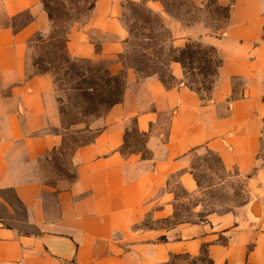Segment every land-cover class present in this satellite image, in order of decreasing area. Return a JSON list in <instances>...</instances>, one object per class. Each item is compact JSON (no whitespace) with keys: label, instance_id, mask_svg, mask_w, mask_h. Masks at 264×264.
<instances>
[{"label":"crops","instance_id":"1","mask_svg":"<svg viewBox=\"0 0 264 264\" xmlns=\"http://www.w3.org/2000/svg\"><path fill=\"white\" fill-rule=\"evenodd\" d=\"M1 1L10 18L30 17L0 27V264H208L201 256L212 264H264V0H217L230 5L217 35L201 22L175 20L158 0H95L89 19L70 29L67 51L125 72L126 87L95 138L70 155L72 171L64 174L52 162L64 142L55 130V84L28 63L33 37L51 31L49 13L43 0ZM125 1L161 14L177 49L191 39L216 48L223 62L209 95L183 83L179 62L169 67L172 87L125 67ZM132 131L142 148L124 152ZM202 151L227 170L253 173L258 219L251 202L241 216L174 222L176 187L201 192L192 163ZM181 256L194 261L174 263Z\"/></svg>","mask_w":264,"mask_h":264},{"label":"rangeland","instance_id":"2","mask_svg":"<svg viewBox=\"0 0 264 264\" xmlns=\"http://www.w3.org/2000/svg\"><path fill=\"white\" fill-rule=\"evenodd\" d=\"M93 1L94 0H49L54 21H52L50 33L44 35L46 42H38L35 39L29 43L31 47L28 62L30 71L37 72V69L33 66L37 59L42 58L44 60L45 66L50 69L48 74L52 77L55 84V93L59 108L62 107L65 110L63 115L60 114L61 126L55 130L69 135V138L76 139L78 143L89 142L95 138L103 125L105 113L99 112L101 114H95V111H90L89 113L83 112V107H85L84 100L82 101L77 92L70 88L73 86V83H75L72 75H74L76 71L81 70L85 72L88 69H93L96 64L107 63L101 61H92L93 63L75 61L69 64L71 69L68 74V66H66L67 64H62V60L57 58L53 63H48V61H51V54L55 51L57 52L53 42L49 39L50 36L52 37L55 33L64 34L71 29L72 26L85 23L91 14L90 7ZM187 1L188 0H182V2ZM130 2L131 1L123 2V13L121 16V20L127 30L132 29L135 25V21L131 19L133 14L132 8L134 7L130 5ZM192 3V15L197 19V22L203 23L213 34L217 35L223 31L222 27H225V11L220 8V6L225 7L228 5H220L215 0H192ZM29 17V13L25 12L15 19L10 18L4 11L3 3L0 0V27L9 25L18 27L27 21ZM144 36H140V40L138 41L133 38L132 42L142 44L149 43L150 40H147ZM61 44L63 45V39H61ZM130 52L131 45H129L128 54H130ZM58 55H60L61 58L64 57L61 48ZM66 78L68 81L71 80L72 82L64 80ZM166 78L169 80L168 77ZM239 82L240 80H237V83ZM94 92L95 90H91V93ZM205 94L206 93H203V95ZM59 99L61 100L59 101ZM71 123H74V126H72L70 131L66 130L64 127ZM142 143L143 138L135 131H132L129 143H127L123 151L129 152L133 149H140L142 148ZM74 147L75 144L68 143L62 150L52 154L53 167L58 174L71 173L72 166L70 167L69 159ZM262 158H264V137ZM192 171L199 182L201 192L197 195L190 196L181 187H176L180 202L178 203L174 222H195L205 219L210 213H235L241 216L244 212V208L254 200L253 194L250 192L249 188V179L253 176V173L249 175L241 174L236 168L227 170L220 164L217 156L210 152L202 151L195 154L192 163ZM168 224L171 223L169 222L167 225ZM201 258L204 257L201 256ZM179 261L183 263L194 260L187 256H181L179 259H176L174 263Z\"/></svg>","mask_w":264,"mask_h":264},{"label":"trees","instance_id":"3","mask_svg":"<svg viewBox=\"0 0 264 264\" xmlns=\"http://www.w3.org/2000/svg\"><path fill=\"white\" fill-rule=\"evenodd\" d=\"M159 1L163 4L165 12L175 20L187 25L197 22L191 11L192 0H188L187 2H182V0ZM43 4L49 13L51 22L54 21L49 0H43ZM94 5L95 0L90 10L93 9ZM130 5L134 7L132 8L133 14L131 19L135 21V25L132 29L128 30L127 51L125 50L120 56L125 67L134 69L142 78L158 76L166 86L172 87L176 82L169 72V67L172 62H179L184 69L183 83L199 93L203 98L209 95L215 86L218 70L223 62L216 48L205 45L200 40L191 39L184 48L177 49L173 45L171 31L164 23L161 14L147 7L144 2H130ZM220 8L225 11L224 20L226 27L230 18V6H220ZM225 27L222 28L224 29ZM69 31L70 29L64 34L55 33L52 37L50 36L49 40L53 42L57 52H53L51 54V61H48L51 64L57 58L62 60V64H67L66 66H68V74L71 69L70 63L75 61L93 63L90 60L73 58L69 55L66 47ZM140 36H144L150 42L144 44L132 42L133 38L136 41L140 40ZM35 39L38 42H46L42 34L35 35L31 42ZM61 39H63V45L61 44ZM129 45H131L130 54H128ZM60 48L64 54L63 58L58 55ZM33 66L37 69L36 73L48 74L50 72V69L45 66L42 58L37 59ZM72 78L75 83L70 88L77 92L82 101L84 100V113L95 111V114H101L99 112L106 114L110 108L120 103L123 98L126 87V74L123 71L112 73L107 64H96L95 68L88 69L85 72L81 70L76 71L72 75ZM64 80L72 82L71 80L68 81L67 78ZM91 90H95V92L91 93ZM203 93L206 94L203 95ZM235 97L233 95L231 98L234 99ZM59 110L61 115L65 113L62 107ZM72 126H74V123L68 124L64 128L70 131ZM62 134L64 142L61 150L68 143L75 144L71 154L77 148L92 141L78 143L76 139L69 138V135ZM201 261L212 264V261L207 258H202Z\"/></svg>","mask_w":264,"mask_h":264},{"label":"water","instance_id":"4","mask_svg":"<svg viewBox=\"0 0 264 264\" xmlns=\"http://www.w3.org/2000/svg\"><path fill=\"white\" fill-rule=\"evenodd\" d=\"M250 209H251L252 216L255 219H258L261 214V206H260L259 201L256 198H254Z\"/></svg>","mask_w":264,"mask_h":264}]
</instances>
